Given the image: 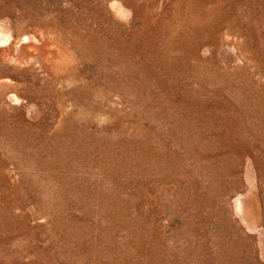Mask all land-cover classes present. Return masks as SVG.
Listing matches in <instances>:
<instances>
[{"label": "rangeland", "instance_id": "1", "mask_svg": "<svg viewBox=\"0 0 264 264\" xmlns=\"http://www.w3.org/2000/svg\"><path fill=\"white\" fill-rule=\"evenodd\" d=\"M0 264H264V0H0Z\"/></svg>", "mask_w": 264, "mask_h": 264}, {"label": "bare ground", "instance_id": "2", "mask_svg": "<svg viewBox=\"0 0 264 264\" xmlns=\"http://www.w3.org/2000/svg\"><path fill=\"white\" fill-rule=\"evenodd\" d=\"M242 208V207H241Z\"/></svg>", "mask_w": 264, "mask_h": 264}]
</instances>
